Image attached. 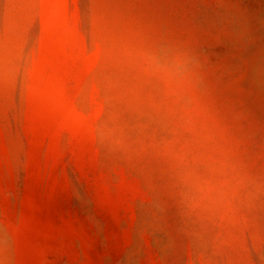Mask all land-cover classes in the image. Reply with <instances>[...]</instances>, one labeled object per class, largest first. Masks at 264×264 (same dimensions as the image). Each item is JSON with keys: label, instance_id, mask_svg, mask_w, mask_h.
<instances>
[{"label": "rangeland", "instance_id": "obj_1", "mask_svg": "<svg viewBox=\"0 0 264 264\" xmlns=\"http://www.w3.org/2000/svg\"><path fill=\"white\" fill-rule=\"evenodd\" d=\"M0 264H264V0H0Z\"/></svg>", "mask_w": 264, "mask_h": 264}]
</instances>
